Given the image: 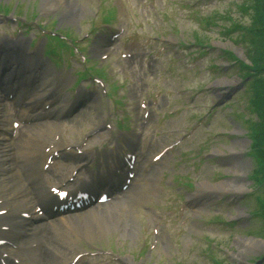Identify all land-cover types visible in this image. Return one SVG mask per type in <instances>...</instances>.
I'll list each match as a JSON object with an SVG mask.
<instances>
[{
    "label": "rangeland",
    "instance_id": "rangeland-1",
    "mask_svg": "<svg viewBox=\"0 0 264 264\" xmlns=\"http://www.w3.org/2000/svg\"><path fill=\"white\" fill-rule=\"evenodd\" d=\"M69 1L84 9L82 16L74 23L63 20L59 12L53 13L52 18L58 17L61 26L70 28L81 37L91 28L94 29V25L88 20L93 18V22H96V0ZM244 2L246 1L125 0L126 8H122L116 29L121 30V33L112 45L114 57L109 58L107 63L95 66V69L98 68L103 73L108 89L123 82L113 93L115 98L125 101L122 106L114 107V99L109 101L96 97L94 105L91 102L70 122L55 125L54 131L42 140L44 143L55 142L58 146L61 141L66 145L80 146L86 142L87 135L96 131V136L87 146L88 149H93L87 154L93 156L96 149L105 150L116 142L128 144L127 138H135V153L138 154L140 166H150L149 159L152 155L165 148L169 150L161 165L150 166L149 172L132 188L133 193L137 194L132 201L129 199L133 209L122 203L125 199L123 196L118 200V206L112 203L96 210L112 213L110 220L115 223V229L107 238L96 239V226L93 231L96 232V237L90 242L80 241L69 254V247L64 250L46 248L45 257L48 254L49 260L44 264H62L66 256L81 253L83 248L99 252L95 258L101 260L105 259L104 253L112 252L113 256L122 261L121 264H214L203 256L207 249L201 238H207L218 246V249H212V255L219 264H254L264 254V248L255 249L256 245H247L249 241L251 244L264 243L263 223L259 218L247 219L248 211L257 210L256 195H250V192L254 188L256 171H259L260 166L259 159L254 158L249 150L252 128H255L249 105L251 93L244 90V85H239L236 65L223 71L212 68L227 65L226 57L220 50L245 59L246 48L240 47L239 32L221 36V31L230 26L227 16L240 25H249V16L241 9ZM40 3L41 0H0L3 12L10 13L16 9L15 13L19 16H36L39 17L38 20L42 14ZM105 14L104 11L103 15ZM210 16L213 22L212 18L209 19ZM15 31V25L2 24L0 40H11L16 37ZM182 36L188 43L197 36L214 50L207 57H198L183 54L176 49L172 51L169 47L164 49L159 45L161 39L175 44ZM93 39L92 37L91 44L95 41ZM82 45L88 47L89 43ZM121 54L127 57L121 59ZM188 57L189 60L186 59ZM91 63H86V66L80 63L78 65L79 68L94 69V64ZM79 68L74 67L80 71ZM68 77L71 79L70 84H73L75 78L69 75V71ZM220 83L227 85L220 86ZM70 87L71 85L66 86L62 92ZM95 90L98 89L92 87V91ZM234 90L236 92L233 93ZM195 92L199 94L191 98ZM221 93L229 94L220 98L218 95ZM61 97L65 99L66 95ZM219 98L224 100L223 103L208 116L206 107ZM140 103L146 108H141ZM120 111L128 116L129 122L119 131L115 128V121H120ZM145 114L148 116L144 117ZM206 117L210 124L204 122ZM107 125L110 129H106ZM26 132L22 131L20 137ZM211 135L216 138H210ZM57 137L60 139L57 140ZM15 146L19 155V138ZM231 149H236L238 154L231 153ZM205 154L212 155L214 163L201 161L200 157ZM242 162L246 163L243 171L245 190L238 193L220 189L216 193L221 197L228 196L226 199L232 200L230 205L215 207L210 201L195 211L190 208L186 198L195 192L210 191V188H217L233 180L231 166ZM36 167L32 171L37 177L40 168L38 162ZM158 178H162L163 184L159 183ZM52 179H57V176L54 175ZM172 181L174 184L170 183ZM188 182L192 184L190 188L185 186ZM43 189H46L45 183ZM238 198L243 202L240 201L237 205ZM178 201L183 202L184 207L188 206L185 214L187 220L181 230L186 231L185 235L179 238L176 246V240L168 238L164 230L159 238L158 248L153 252L147 251L150 242L145 228L153 231L157 226L159 231L162 217L167 218L169 214L166 212L162 215L161 210L177 208ZM172 217H168L171 218L166 227H169V231H175L181 223L179 219ZM215 218L231 219L238 224L233 229L223 231V226L211 224ZM126 221L130 224L127 233L135 235L132 239L127 234L122 236ZM92 223L98 225V222ZM133 224H136V233L132 228ZM89 263L85 261L82 264ZM258 264H264V260Z\"/></svg>",
    "mask_w": 264,
    "mask_h": 264
},
{
    "label": "bare ground",
    "instance_id": "bare-ground-1",
    "mask_svg": "<svg viewBox=\"0 0 264 264\" xmlns=\"http://www.w3.org/2000/svg\"><path fill=\"white\" fill-rule=\"evenodd\" d=\"M40 4V9L42 10L41 13H47L50 10H57L60 13L61 17L66 19L68 23H74L78 18H80V16H82L84 10L82 7L76 5V3H71L68 0H41ZM24 65L25 64L23 62H19V66L23 67ZM45 84H47V81H45ZM45 84L44 87H47ZM64 84H66V80H62L59 83L58 87H63ZM223 84L225 86L227 85L225 83H220L219 85L223 86ZM50 89L47 90L45 88L40 90L38 96H46L47 92H49ZM52 91H54V89H52ZM1 100L2 99L0 96V102ZM26 100L23 101L22 104L30 105V103H27ZM3 128L5 127L2 123L0 124V130H2ZM55 128L56 127L53 123L44 122L38 124L37 127L32 126L29 128H25V131L27 132L21 137V132H18L19 136L14 140V142H16L19 138L20 151L19 155H17L16 157V161L10 158L9 154L7 153V149L9 148L8 138L5 135L3 136L0 134V171H2V173H0V201L2 202L0 205V209L6 207L7 204L14 203V205H19V208L25 210L28 197L31 200H40L41 198H44L46 196L45 191L42 190L43 183H41L39 177H36V175L32 171L35 166V161L31 162L30 160H28V158L32 155V153H36V151H38L37 140L46 138L45 136L50 135ZM230 152H235V154H238L236 149H231ZM19 163L22 167L19 165ZM245 167V162L234 164L233 166H231L234 173V179L219 185V187L217 188H210L209 190L218 191L220 189H227L238 193L242 190H245L246 187L243 184V178L245 174L243 171L245 170ZM126 195H128V193ZM136 195L137 194L134 193L129 194V196H127V198H125L122 203L130 205V207H132L133 209V206H131L129 199H132ZM45 201L46 199L44 198L41 202L45 203ZM116 205L118 206L117 203L114 204V206ZM25 211H27V209ZM32 219L38 221L36 226L32 228H21V230L17 229L16 231H14L12 230V227L8 225L10 227L9 233L5 234L4 232L0 231V238L2 239L3 235H5V237L10 242H13L16 245H30L32 243H35L34 239L39 236L40 231L41 237L44 239L45 231L47 228L44 247L48 249L50 248L55 250H64L69 247V244L62 237L63 235L61 234V232L68 234L73 233L74 235H79L85 240L90 241L94 238L93 231L95 229H93V220H96L98 222L97 239L102 240L104 238H107L112 230L115 229L113 228L115 223L110 220L111 218L109 217V214H106L103 211L99 212L96 210L84 214L79 218L70 217L61 219L57 222L55 221L53 223H44L42 221V217H38L37 215L33 216ZM81 219L82 221L79 222ZM12 224L14 226L17 225L15 221ZM19 227L21 226H17L16 228ZM133 230L136 233V224H133ZM20 232H22V236ZM134 236L135 235H133V233L129 234V237L131 239ZM247 245H249L250 247L251 245H256L255 249L264 248V243L252 242L251 244V242L249 241ZM46 260H49L48 255L46 256Z\"/></svg>",
    "mask_w": 264,
    "mask_h": 264
},
{
    "label": "trees",
    "instance_id": "trees-1",
    "mask_svg": "<svg viewBox=\"0 0 264 264\" xmlns=\"http://www.w3.org/2000/svg\"><path fill=\"white\" fill-rule=\"evenodd\" d=\"M243 7L251 10V26L247 29L245 37L247 42L242 45L245 47V55L251 63L248 70L250 73V87L253 89L254 112L256 120L254 129L252 128L253 146L251 154L259 159L261 169L258 171V178L263 181L264 186V0H247ZM250 30V31H249ZM242 66V64H239ZM253 105V102L252 104ZM264 189V188H262Z\"/></svg>",
    "mask_w": 264,
    "mask_h": 264
}]
</instances>
